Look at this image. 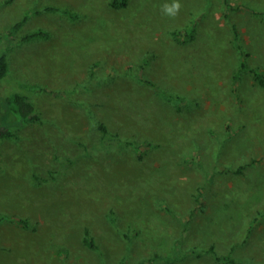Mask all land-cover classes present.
<instances>
[{
    "label": "rangeland",
    "instance_id": "1",
    "mask_svg": "<svg viewBox=\"0 0 264 264\" xmlns=\"http://www.w3.org/2000/svg\"><path fill=\"white\" fill-rule=\"evenodd\" d=\"M112 1L0 0V264H264V0Z\"/></svg>",
    "mask_w": 264,
    "mask_h": 264
},
{
    "label": "trees",
    "instance_id": "2",
    "mask_svg": "<svg viewBox=\"0 0 264 264\" xmlns=\"http://www.w3.org/2000/svg\"><path fill=\"white\" fill-rule=\"evenodd\" d=\"M115 7H121L126 5V0H113L111 3ZM25 20L18 22L14 26L11 27L9 34L10 36H13L19 28L23 25ZM45 33L42 30H38L35 32L30 33L25 38L31 39L35 37H39L44 35ZM246 63H242V67H245ZM9 71V59L6 53H0V79L4 78ZM252 72L255 73L256 77L261 83H264V79L260 75V72L257 69H251ZM169 99L173 101H178L179 103L182 101L180 97H174L173 95L167 96ZM9 104H10V111L11 115L14 117H18L22 120V122H28L31 120H38L40 118L39 113L37 111L36 105L32 102V100L29 98V96L22 94V93H15L12 97L9 98ZM103 128H105L103 126ZM15 133L10 130L7 127L0 128V138H6V137H12ZM5 218V217H4ZM23 223H27L26 220H22ZM85 242L87 245L91 247H97L96 242L90 235L89 231L86 230L85 235Z\"/></svg>",
    "mask_w": 264,
    "mask_h": 264
},
{
    "label": "clouds",
    "instance_id": "3",
    "mask_svg": "<svg viewBox=\"0 0 264 264\" xmlns=\"http://www.w3.org/2000/svg\"><path fill=\"white\" fill-rule=\"evenodd\" d=\"M182 7L183 5L180 0H171V3H165L162 5L161 11L164 15L170 18H175L181 11Z\"/></svg>",
    "mask_w": 264,
    "mask_h": 264
}]
</instances>
